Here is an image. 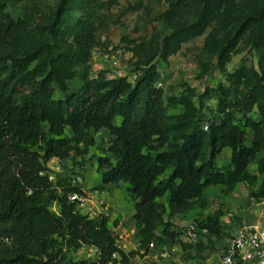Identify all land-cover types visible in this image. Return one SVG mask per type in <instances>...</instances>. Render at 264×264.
Listing matches in <instances>:
<instances>
[{"label": "trees", "instance_id": "trees-1", "mask_svg": "<svg viewBox=\"0 0 264 264\" xmlns=\"http://www.w3.org/2000/svg\"><path fill=\"white\" fill-rule=\"evenodd\" d=\"M102 2L57 0L51 21L33 26L31 17L13 18L7 3L0 1V264H131L136 253H126L117 245L108 219H90L69 202L71 192L82 191L68 189L59 196L47 174L52 159L88 155L101 131L112 137L108 156L99 159L102 183L130 185L139 250L144 254L157 243L155 232L160 228L164 237L175 240L164 216L168 213L172 219L193 212L197 205L204 208L208 187L231 193L243 183L252 189L255 200H264V178L260 181L264 177V0L234 36L257 29L252 49L258 70L242 67L227 75L228 86L207 89L199 96L200 108L188 96L168 99L165 89L157 87L166 82L161 60L153 64L151 59L133 71L134 84L126 78L109 79L107 72L93 79L89 69L100 42L83 20L76 23L74 49L61 51V18ZM166 2V19L188 6H200L198 20L182 30V37L203 34L210 0ZM163 58L167 59L166 53ZM75 80L81 81V87L70 91L68 83ZM56 86L64 93L61 99L55 97ZM216 95L218 109L207 110L204 100ZM167 101L182 102L185 113L170 115ZM255 110L259 120L252 117ZM67 128L72 131L69 138ZM226 150L231 151V162L219 168V157ZM255 161L258 175L249 169ZM55 202L59 214L50 209ZM198 227L219 233L209 224ZM84 247L97 250V261H70L69 252Z\"/></svg>", "mask_w": 264, "mask_h": 264}, {"label": "rangeland", "instance_id": "rangeland-1", "mask_svg": "<svg viewBox=\"0 0 264 264\" xmlns=\"http://www.w3.org/2000/svg\"><path fill=\"white\" fill-rule=\"evenodd\" d=\"M7 3L8 14L13 18L31 17L33 26L49 23L57 9V0H0ZM167 0H103L92 10L67 12L61 18L58 39L61 51L69 53L74 49L76 23L83 20L93 27L100 47L94 49L89 74L109 72L118 67L126 74L143 68L151 61H163L166 97L168 99L188 96L189 101L200 108L201 96L206 90H217L228 86L227 75L245 67L258 70V57L252 49L257 29L252 28L235 38V32L244 20L256 14L263 0H210L211 7L205 30L197 38L182 37V30L191 26L199 18L200 6L191 5L169 18ZM44 25V24H43ZM234 38V39H233ZM232 40L223 55L222 50ZM167 54L164 60L163 54ZM70 91L80 89L81 81L68 83ZM56 99L64 93L56 86ZM209 111L218 109L219 97L204 100ZM169 113L181 116L185 113L180 101H167ZM238 115V119H241ZM252 117L259 120L258 112ZM121 119L116 120V125ZM72 136L70 128L65 137ZM96 145L84 157L72 153L65 160L52 159L47 164V174L56 186L57 195L62 196L68 189H79L84 201L76 203L82 215L90 219L106 217L110 229L117 239V245L126 253L136 254L131 264H218L229 240L235 232L245 226H264V200L257 201L251 196L252 189L246 184H238L228 193L223 187H208L205 192L206 206L195 207L187 215H177L165 222L170 224V232L175 234L172 241L162 235L161 228L155 232L157 243L146 254L139 250L136 223L134 220L136 201L131 196L130 185L119 183L103 185L99 159L108 156L107 150L112 137L107 131L95 134ZM231 162V151H224L218 160L222 168ZM250 172L258 175L257 161L250 165ZM168 171L164 178H167ZM260 177V181L263 180ZM60 183V184H59ZM254 189H257L254 188ZM168 196L163 202L167 204ZM71 202V200H69ZM72 203V202H71ZM51 211L59 214L60 207L55 202ZM212 221V223L210 222ZM194 222L200 227L205 224L215 226L218 234L208 230L205 240L192 244L184 236L185 225ZM70 261L95 262L98 252L93 247L70 251ZM118 264V263H115Z\"/></svg>", "mask_w": 264, "mask_h": 264}, {"label": "built area", "instance_id": "built-area-1", "mask_svg": "<svg viewBox=\"0 0 264 264\" xmlns=\"http://www.w3.org/2000/svg\"><path fill=\"white\" fill-rule=\"evenodd\" d=\"M162 69L160 72L165 77ZM98 75L99 73H92V78L95 79ZM107 77L109 79L126 78L130 84H134L137 74H126L115 67L107 72ZM165 85L166 82H160L157 87L165 89ZM68 199L72 203L84 201L82 196L76 192H71ZM208 234L206 229L199 228L194 222H188L185 225L184 236L189 243L195 244L203 241ZM218 264H264V226L251 225L238 229L229 240Z\"/></svg>", "mask_w": 264, "mask_h": 264}]
</instances>
